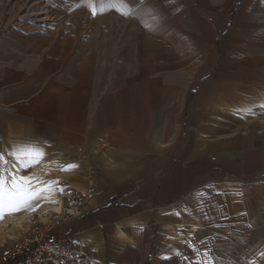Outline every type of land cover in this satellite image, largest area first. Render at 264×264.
I'll return each instance as SVG.
<instances>
[{
	"label": "crops",
	"instance_id": "0c3cea01",
	"mask_svg": "<svg viewBox=\"0 0 264 264\" xmlns=\"http://www.w3.org/2000/svg\"><path fill=\"white\" fill-rule=\"evenodd\" d=\"M30 1L44 25H0V154L38 139L58 186L95 180L60 229L84 264H264V0H155L158 25Z\"/></svg>",
	"mask_w": 264,
	"mask_h": 264
},
{
	"label": "snow or ice",
	"instance_id": "6c2138e0",
	"mask_svg": "<svg viewBox=\"0 0 264 264\" xmlns=\"http://www.w3.org/2000/svg\"><path fill=\"white\" fill-rule=\"evenodd\" d=\"M86 6L90 9L91 14L95 17L98 14L96 4L93 0H87ZM115 10L126 18H137L141 12L150 16L157 25L162 22V15L159 6L155 0H102L100 4L99 14L106 11ZM142 19L143 17L140 16ZM260 107L264 108V104ZM249 112L251 109L248 110ZM10 155L15 163L12 165L16 169L15 172L6 169L4 165L8 162L4 155L0 154V218L6 214H12L22 209L35 210L32 207L34 201L41 199V193L58 190L64 192L63 187H57L59 181H39L44 187H34L35 178L31 175H20L19 173L31 167L40 164L45 156L46 151L44 143L38 139H33L27 143H21L14 147ZM78 167L76 164H68L60 166L61 171H73ZM143 230L142 228L140 229ZM193 251H196L193 247ZM176 255H181L176 253ZM162 259H171L164 256Z\"/></svg>",
	"mask_w": 264,
	"mask_h": 264
},
{
	"label": "built area",
	"instance_id": "2783aa9c",
	"mask_svg": "<svg viewBox=\"0 0 264 264\" xmlns=\"http://www.w3.org/2000/svg\"><path fill=\"white\" fill-rule=\"evenodd\" d=\"M59 187L64 188L63 193L58 191L63 202V211L59 216L63 215V218L55 222L57 231L47 235L23 236L4 252L5 262L20 258L27 264H84L88 260L74 237L59 230L66 220L82 216L87 205L96 197L95 180L88 179L81 190L65 184Z\"/></svg>",
	"mask_w": 264,
	"mask_h": 264
},
{
	"label": "rangeland",
	"instance_id": "374dc122",
	"mask_svg": "<svg viewBox=\"0 0 264 264\" xmlns=\"http://www.w3.org/2000/svg\"><path fill=\"white\" fill-rule=\"evenodd\" d=\"M30 1V0H29ZM28 0H26V4H20V5H13L12 2L9 0H0V13H4V15L0 16V25L6 26L7 23L13 22L12 20H8V14L9 12H13V10H17L19 12V16L23 17L22 15L24 12L28 13L27 17L28 19L25 20H15V23L19 24H26V27L30 28H36L37 26L44 25L46 21L39 22L37 21L36 15H30L29 12H34V8L30 6ZM32 1V0H31ZM30 1V2H31ZM15 7V8H14ZM5 159L7 160V164L4 165L6 169H10L11 171L15 172L16 169L12 167V165L15 163V161L9 157H6L4 155ZM43 168L47 167L50 170L45 172V174H48V176L43 177L40 179L43 182L48 181H59L56 179V176L58 175L56 165L53 161H46L44 163H40L34 167H31L25 171L20 172V175H31L32 172L37 168ZM32 176V175H31ZM33 177V176H32ZM60 182V181H59ZM45 185L43 183H38L36 180L34 181V187H44ZM59 187V186H57ZM52 193L50 192H43L41 193V199H38L33 202L32 207L35 208V210L30 209H22L20 211H17L12 214H6L3 218H0V264H7L5 262L4 258V252L9 248L12 247L14 242L18 239L22 238L25 235H33V234H39V235H47L49 232L57 231L55 228V222L57 219L63 218V215L59 216V213L57 211H52L50 213L46 214L47 209H49V205L56 206V203L49 202L48 195ZM53 193L56 197L59 198V205L63 202L61 201L58 190H54ZM23 222V225L21 227H18L17 224L19 222ZM60 231V230H59ZM25 261V260H24ZM26 262V261H25ZM27 263V262H26Z\"/></svg>",
	"mask_w": 264,
	"mask_h": 264
},
{
	"label": "bare ground",
	"instance_id": "6f19581e",
	"mask_svg": "<svg viewBox=\"0 0 264 264\" xmlns=\"http://www.w3.org/2000/svg\"><path fill=\"white\" fill-rule=\"evenodd\" d=\"M46 169H49V168H47V167L37 168V169H35V170L32 172L31 175L35 178V180H36L37 182H39V181H41L40 179H42V178L45 177V176H48V174H45V172L50 171V170H46ZM48 198H49V202H51V203H56L57 205H56V206L49 205V206H48L49 209H47L46 214H47V213H50V212H52V211H57V212L59 213L60 210H62V208H63V207H62V204L59 205V203H60L59 198L55 196V194L53 193V191H52V193H50V194L48 195ZM61 212H62V211H61ZM59 214H61V213H59ZM22 225H23V222H22V221L19 222V223L17 224L18 227H21Z\"/></svg>",
	"mask_w": 264,
	"mask_h": 264
},
{
	"label": "trees",
	"instance_id": "16d2710c",
	"mask_svg": "<svg viewBox=\"0 0 264 264\" xmlns=\"http://www.w3.org/2000/svg\"><path fill=\"white\" fill-rule=\"evenodd\" d=\"M21 262V259L20 258H16V259H13L11 261H9L8 264H19Z\"/></svg>",
	"mask_w": 264,
	"mask_h": 264
}]
</instances>
